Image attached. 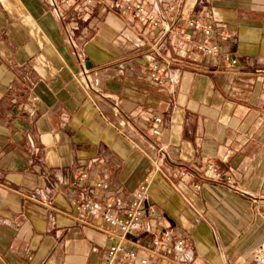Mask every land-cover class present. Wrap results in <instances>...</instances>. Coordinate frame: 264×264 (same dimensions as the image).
I'll return each mask as SVG.
<instances>
[{
	"label": "crops",
	"instance_id": "crops-1",
	"mask_svg": "<svg viewBox=\"0 0 264 264\" xmlns=\"http://www.w3.org/2000/svg\"><path fill=\"white\" fill-rule=\"evenodd\" d=\"M138 1L171 32L123 0H0V264H103L122 233L81 202L123 216L143 186L128 238L174 241L140 255L250 264L264 242V0Z\"/></svg>",
	"mask_w": 264,
	"mask_h": 264
},
{
	"label": "built area",
	"instance_id": "built-area-1",
	"mask_svg": "<svg viewBox=\"0 0 264 264\" xmlns=\"http://www.w3.org/2000/svg\"><path fill=\"white\" fill-rule=\"evenodd\" d=\"M54 5V0H51ZM91 3V0H88ZM123 6L132 10L133 17L143 23H147L153 27H160L164 33L171 32V26L165 27L164 23L160 21L156 15L152 12H148L146 5L138 0H123ZM55 13H59L58 10L54 9ZM175 25H179L182 18L178 15L175 17ZM185 24L188 28L193 29L196 32H201L206 41H199L192 38L191 35L187 34L184 36L185 40L193 42L196 50L206 57H218L220 53V46L211 41L215 34V28L212 24H203L201 20L197 18L185 19ZM222 39L227 40V37L221 34ZM226 61L231 66L237 65V60L232 57L226 58ZM156 72L157 67H154ZM88 71L83 67L81 76L86 80L87 87L91 86L88 78ZM152 78L159 81L160 78L153 73ZM157 123L161 122V119H155ZM154 135H159V130H153ZM208 169L213 171L215 174L218 169L214 164L208 165ZM85 177V175L83 176ZM146 188L141 187L137 193L135 202L132 207L125 215L121 216L118 214L110 213L108 210L113 207L112 203L107 204V210H102L100 207L92 204L89 201H82L80 208L88 211L94 216H101L105 222L112 228L120 230L122 233L120 242L112 245L105 256L103 264H164L158 260L153 259L150 256H146L140 253L143 251L153 253L154 248L164 246L165 244L172 243L174 241L173 233L169 229L161 230L156 236H154L151 246H147L144 243L134 241L128 238L129 235L140 232L142 225V200L145 196ZM154 213V212H153ZM177 248L183 246V241L176 243ZM250 264H264V242L258 245L252 252Z\"/></svg>",
	"mask_w": 264,
	"mask_h": 264
},
{
	"label": "water",
	"instance_id": "water-1",
	"mask_svg": "<svg viewBox=\"0 0 264 264\" xmlns=\"http://www.w3.org/2000/svg\"><path fill=\"white\" fill-rule=\"evenodd\" d=\"M87 67H88V68L90 67V64H89V63L87 64Z\"/></svg>",
	"mask_w": 264,
	"mask_h": 264
}]
</instances>
